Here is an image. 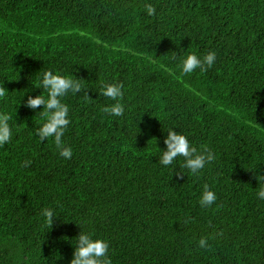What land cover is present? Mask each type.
Segmentation results:
<instances>
[{
  "label": "trees",
  "instance_id": "obj_1",
  "mask_svg": "<svg viewBox=\"0 0 264 264\" xmlns=\"http://www.w3.org/2000/svg\"><path fill=\"white\" fill-rule=\"evenodd\" d=\"M209 52L211 69L182 75L187 55ZM48 70L82 79L91 99L60 98L71 159L36 136L43 106H24L47 100ZM113 83L120 117L101 111ZM2 85L0 264H70L81 231L109 244L112 264H264V0H0ZM170 130L214 162L197 175L181 156L159 164ZM205 185L217 199L202 208Z\"/></svg>",
  "mask_w": 264,
  "mask_h": 264
},
{
  "label": "clouds",
  "instance_id": "obj_2",
  "mask_svg": "<svg viewBox=\"0 0 264 264\" xmlns=\"http://www.w3.org/2000/svg\"><path fill=\"white\" fill-rule=\"evenodd\" d=\"M145 11L148 16H154L156 9L151 4L145 5ZM216 61V53L209 52L203 59L198 58L195 54H189L185 59L181 61L180 68L182 75L193 73L196 69H199L202 73L211 69ZM82 79H73L70 77H64L53 74L51 70L45 71L41 81V85L48 93V98L39 95L35 98L28 96L25 107L35 111L38 107L43 106V111L39 112L40 116L46 120L42 127L36 130V136L43 143L48 138L54 137L55 146L59 152V155L65 159H71L72 149L66 147L62 143V137L64 131L70 123L68 117L69 108L66 104L61 102V97L66 96L69 92L77 94L84 92L83 98L85 100H91L87 94L86 89L82 87L80 83ZM123 84H103L99 95L109 98L116 103L109 107H103L101 111L108 115L120 117L124 114V105L120 103L123 99ZM6 89L0 86V98H4L7 95ZM11 117L7 114H0V147L10 142L12 137V131L8 124ZM166 145V151H163L158 163L163 166L171 165L178 156L184 158V163L181 168L188 169L192 175H197L208 163H212L215 160V155L206 146L202 151L198 152L195 147L190 146L186 136L177 133L176 131H168L167 137L164 139ZM31 161H25L23 167L30 166ZM179 178H183V173H177ZM259 183L264 181V175H254L253 177ZM257 198L264 200V187H261L257 193ZM216 195L213 191L208 189V186H204V191L199 200V204L202 208L211 207L216 202ZM42 215L45 217L46 225L51 228L54 219V212L52 209H44ZM187 223V221H185ZM77 245L73 252V259L70 264H112L110 258H108L109 244L100 239L93 240L90 234L80 232L76 238ZM208 238H200L198 241V247L207 248Z\"/></svg>",
  "mask_w": 264,
  "mask_h": 264
}]
</instances>
